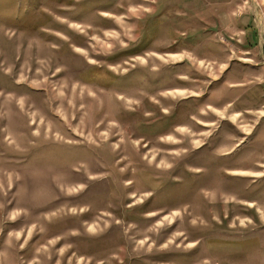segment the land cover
<instances>
[{
  "label": "rangeland",
  "instance_id": "rangeland-1",
  "mask_svg": "<svg viewBox=\"0 0 264 264\" xmlns=\"http://www.w3.org/2000/svg\"><path fill=\"white\" fill-rule=\"evenodd\" d=\"M57 1L0 0V264H264V42L227 25L253 6L264 41V0ZM111 72L156 83L99 87ZM148 98L158 122L129 126ZM184 158L222 190L163 182ZM132 195L163 217L85 221Z\"/></svg>",
  "mask_w": 264,
  "mask_h": 264
},
{
  "label": "flooded vegetation",
  "instance_id": "flooded-vegetation-1",
  "mask_svg": "<svg viewBox=\"0 0 264 264\" xmlns=\"http://www.w3.org/2000/svg\"><path fill=\"white\" fill-rule=\"evenodd\" d=\"M75 1L77 2V0H58L57 4H58V7L60 8L59 11L61 13H64L65 15H68L70 13V11H72V9L75 7L74 6V2ZM101 1L105 5L107 4V6L98 8L96 12L99 11V14L104 16V15L107 14L106 12H109V10L114 9L113 7L110 6V3H113L114 0H101ZM119 55L120 54H118V56ZM113 58H114V56H113ZM116 58L117 57L115 55V59H111V60L112 61H117V59H121L123 57H119L117 59ZM186 65H187L186 63L181 62L180 66H178L176 69H174L173 73H171L172 80H173L174 77H177L176 87H174V89H178V90L179 89H190V87L194 86V84L192 82L199 80V78H197L196 76H193V75H192L193 76L192 80H188V75L184 74V72L186 71L185 69L187 68ZM107 66H109V64ZM92 74H93V72H92ZM92 74H91V76H92ZM132 74H134V73H131L130 75H127V74L126 75H116V74H113L111 72L108 75L105 74L104 78H100V77L97 76L98 77L97 80H99V81H95L94 80L95 76H92V77L90 76V78H91V80H93L95 82H98L101 86L98 85V84H96V85H98L101 88L103 87L104 89H107V90L113 88V87H111L113 83L120 84L121 88H117V89L119 91H121V92L127 91V89L129 90V88L131 89V87L133 88L135 86L136 87H146L147 88L146 90L149 91V90H151L153 88V85H154L153 83H156L155 80L148 79V77H146L145 74H142V78H141V80L139 81L138 84L133 85V86H129L130 83H131V79L129 77L132 76ZM118 78H123V79L121 81H119V80H117ZM144 80H145V82H144ZM192 96H193V94L180 99L179 103H183L187 99L188 100L195 99L194 97L191 98ZM198 96H200V95H198ZM196 99H199V98H196ZM168 101L172 102V99L168 100ZM157 103H158V101H157ZM167 103H166V107H167ZM142 108L144 109V116L147 119V123L149 125H152V126H155V124L158 122V121L156 123L154 122V112L158 111V110H160L161 112L165 111V109L162 108L161 106H156V104L155 105L150 104L149 98L145 99L144 102H143V105H139L137 110L131 111L132 112L131 114H134V115H132V116L128 115L129 117L126 118L127 119V124H129V126L133 127V126L136 125L137 122H139L141 120V116L142 115L139 114V110H141ZM189 109H193V108H189V107L184 108L183 112L181 110L179 111V109L177 108L176 109V113L177 114H185V113L187 114V113H189ZM167 114H168V112H167ZM147 116H150V117H147ZM160 116H162V115H160ZM160 120L163 121L164 120L163 117ZM202 124H204V123H202ZM143 156H144V154H143ZM146 158H147V156L145 155L144 159H146ZM193 165L194 164L191 161H188V158H184V159L180 160L177 163L173 162V163L169 164L167 166V168L162 167V165H160L159 163H157L156 166H157V169L159 171L167 173V178L163 179V182L166 181L168 184L172 183V182H177V183H183V185H185L188 181L191 180L192 182H197L199 185H201L203 187V191L206 193V195L208 197L210 195L212 196V194H218L223 188L222 184L214 185V186H207V175H214L216 173V170L212 169V170H210L211 173L208 174L209 169L197 168V171L200 172V175L199 176H193V178H190L187 175H185V172H186V170L189 171V172L194 170L192 168ZM225 170H226L227 173H233L234 174V170L233 169H225ZM232 176H234V175H232ZM225 185H226L225 190L230 189L232 191V189L234 187V180L232 178L231 179L227 178V181L225 182ZM150 197L151 196H149V198ZM131 198H136L137 200L134 201V202L132 200H131V202L127 201L128 204L126 205V207L128 206L127 207L128 211H129L128 215H126V216L123 215L121 209H119L118 212H115V211H117L116 208H114L112 210L108 209V208L107 209L105 208V209H101L99 212H97L96 215L92 219H85V221H87L88 223L92 222L93 224L96 223V225H100L101 226L102 225V220L104 219L103 214L105 213L104 215H106L107 217H108V214H109V217H111V218H108V220L111 221V220L116 218V221H117L118 225L121 226L122 230L124 231V229H123L124 226L119 224L121 221H123L124 224L126 222H128L129 220H134V221L137 222V221H140L142 219V217L144 215L148 214L149 212H154L153 215H155V216H158L160 214L156 209H154L152 207H149V206L148 207H145V206L142 207V209L144 210L143 212L142 211L133 212L132 211L133 208H137V205L139 203H145L146 200H144L142 198L138 199L137 195H132ZM126 207H124V208H126ZM106 210H107L108 213L105 212ZM159 217H163V216H158V218ZM225 217L227 218L228 216H225ZM78 219H79V217H78ZM95 220H98V221L95 222ZM109 221H108L106 227H111L112 226V225H109L111 223V222L109 223ZM88 223H86V224H88ZM102 230H103V228H102ZM123 260L124 259H123V255H122L121 262Z\"/></svg>",
  "mask_w": 264,
  "mask_h": 264
},
{
  "label": "crops",
  "instance_id": "crops-1",
  "mask_svg": "<svg viewBox=\"0 0 264 264\" xmlns=\"http://www.w3.org/2000/svg\"><path fill=\"white\" fill-rule=\"evenodd\" d=\"M241 2L242 3L235 2V4H240V7H242L241 5L243 4L244 0H241ZM249 2L251 3L252 0H249ZM246 3H247V1H246ZM235 4H234V7H235ZM252 9H253V6H252ZM252 9H251L250 14L249 13L244 14L243 12H241V14H239L238 9L236 10V8H234V21H230L227 24L228 27L233 26L234 28H237V30L240 31L242 34H248V37L246 36V40H247L246 42H248L250 44L249 46H253L256 44L261 45L264 42L262 40V36H261L262 21H261V23H258L256 16H255V11ZM252 16H254V19L252 18ZM255 38H256V40H255ZM239 41H240V43L242 42L241 39H239ZM224 43H226V42H224ZM261 58L264 61V57L261 56ZM228 69H227V71H230V68H228ZM234 74H235V72H234Z\"/></svg>",
  "mask_w": 264,
  "mask_h": 264
}]
</instances>
